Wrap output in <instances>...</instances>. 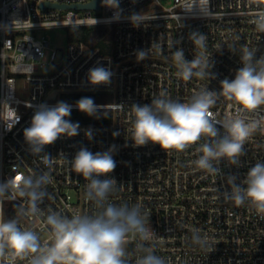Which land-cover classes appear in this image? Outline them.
Masks as SVG:
<instances>
[{"label": "built area", "instance_id": "obj_1", "mask_svg": "<svg viewBox=\"0 0 264 264\" xmlns=\"http://www.w3.org/2000/svg\"><path fill=\"white\" fill-rule=\"evenodd\" d=\"M92 1L0 0V182L41 173L51 176L38 214H25L29 207L26 197H5L0 203V220L15 219L21 230L37 234L41 246L50 245L53 234L46 224L49 214L71 219L102 211L86 198L88 181L71 166L76 153L81 148L102 153L115 146L112 154L116 167L107 177H100L117 184L107 202L140 205L155 233L153 239L144 242L129 237L128 264H138L146 251L163 258L165 264H264V213H258L248 201L236 206L225 195L231 190L229 176L234 175L235 182L246 188L249 169L264 163V123L245 141L239 163L221 159L216 165L219 173H209L195 164L202 155L199 149L209 137L202 136L180 152L164 151L151 142L136 146L132 140L133 104H151L162 95L187 103L202 90L221 93V81L234 79L243 67L240 55L244 48L254 51L256 59H264V31L254 23L264 14V0H169V4L119 0V18L114 15L118 10L103 0L99 10L69 8ZM43 3L68 8H41ZM95 12L104 15H92ZM134 13L148 19L134 26L129 20ZM99 25L114 26L107 53L81 41H67L64 50L54 49L43 34L51 29ZM194 32L206 36L204 51L210 75L184 81L177 75L172 54L182 49L185 59L193 60L201 51L190 39ZM140 50L148 53L143 60L137 59ZM98 65L112 71L109 85L92 86L88 82L89 69ZM49 68L53 71L46 73ZM95 91L112 96L111 102L96 103L101 111L111 113L110 122L79 124L78 135L61 136L34 155L24 130L30 127L36 107L54 106L63 97ZM68 104L72 111L78 110L76 103ZM9 106L19 118L10 129ZM238 107L222 94L217 96L210 111L219 121L221 135L226 134L223 122L234 116ZM262 117L264 106L245 115L246 119ZM88 130L92 139L85 134ZM44 154L52 158L50 165L45 163ZM194 234L201 237V243L193 241ZM31 258L32 254L15 264H30Z\"/></svg>", "mask_w": 264, "mask_h": 264}, {"label": "clouds", "instance_id": "obj_2", "mask_svg": "<svg viewBox=\"0 0 264 264\" xmlns=\"http://www.w3.org/2000/svg\"><path fill=\"white\" fill-rule=\"evenodd\" d=\"M103 3L117 9L114 15L119 18L122 12L119 0H103ZM147 19L142 13H134L129 17L130 22L137 27ZM254 23L258 30L264 31V14ZM190 39L201 50L193 60H186L182 49L172 54L178 68L177 75L184 81L193 77L203 79L206 74L210 75L209 60L204 51L206 36L194 32ZM147 54L146 50H140L137 59L143 60ZM240 59L243 67L236 72L234 79L221 81V93L202 90L187 103L162 95L152 100L151 104H133L134 144L144 146L151 142L164 151L174 149L180 152L198 142L202 136L209 137V142L199 149L202 155L195 161L196 166L209 173H219L216 165L221 159L237 165L239 158L244 155L245 141L264 123V117L245 118L247 113H256L264 106V59H256L255 52L247 48L242 50ZM112 76L109 68L98 65L89 69L87 79L92 86L109 85ZM219 94L239 106L236 114L223 122L224 135L220 134L217 127L219 121L213 118L210 111ZM76 108L88 116H96L100 110V106L91 97L79 99ZM8 111L10 115L7 123L10 129L19 118L10 106ZM71 111L72 105L64 101L54 106L41 104L36 107L30 127L24 130L25 141L34 155L41 154L44 146L53 144L61 136L74 137L79 134V123L68 119ZM85 134L92 139L91 130ZM114 148L95 154L87 148H81L71 161L73 170L88 181L86 198L102 211L94 216L78 215L71 219L49 214L46 224L51 227L53 242L44 246H41L34 231L21 230L15 219L0 220V261L15 264L16 260H24L32 254L30 264H128L126 244L129 237H138L144 242L153 239L155 233L148 224L149 216L142 213L140 205L129 207L127 204L107 202L117 184L111 178L100 177H107L116 167L112 154ZM43 159L50 165L52 158L49 155L44 154ZM235 181L234 175L227 178L231 190L225 193L226 197L236 206L248 201L258 213H264V163L258 162L249 169L246 188ZM49 183L51 176L48 173L16 176L0 182V203L5 197H26L29 207L25 214L36 215L40 211L39 204L48 195L45 188ZM193 241L201 243V237L194 234ZM138 264H165V261L153 252L146 251Z\"/></svg>", "mask_w": 264, "mask_h": 264}, {"label": "trees", "instance_id": "obj_3", "mask_svg": "<svg viewBox=\"0 0 264 264\" xmlns=\"http://www.w3.org/2000/svg\"><path fill=\"white\" fill-rule=\"evenodd\" d=\"M67 41H81L90 47L100 48L103 52H109L110 41L114 37V26H88V27H76L67 29ZM111 98V97H110ZM110 102V101H109ZM100 115L85 116L82 118H71L73 123H99L104 124L110 122L111 113L109 111H99ZM89 119V120H88ZM83 120V121H82Z\"/></svg>", "mask_w": 264, "mask_h": 264}, {"label": "rangeland", "instance_id": "obj_4", "mask_svg": "<svg viewBox=\"0 0 264 264\" xmlns=\"http://www.w3.org/2000/svg\"><path fill=\"white\" fill-rule=\"evenodd\" d=\"M160 2L163 4H169V0H160ZM92 15L103 16L104 13L103 12H95V13H92ZM99 26H104V25H99ZM43 34H46L48 36L51 48H54V49L59 48V49H63V50L66 48V45H67V38H66L67 29H59V28L58 29H51V30L43 32ZM112 43H113V39L109 43V45H110L109 49H111ZM52 71H53V69L49 68L46 71V73H49ZM82 97H91L95 101V103H108L109 101L110 102L112 101V96H110L108 93H106L104 91H95V92H88V93L82 92V93H79L76 95L63 97L61 100L68 102V103H76ZM98 114L100 115V112H98ZM82 115L88 116L79 110H75V111H71L70 117L71 118H82L83 117ZM79 124H99V123L82 122ZM126 247H127V244H126Z\"/></svg>", "mask_w": 264, "mask_h": 264}, {"label": "water", "instance_id": "obj_5", "mask_svg": "<svg viewBox=\"0 0 264 264\" xmlns=\"http://www.w3.org/2000/svg\"><path fill=\"white\" fill-rule=\"evenodd\" d=\"M41 8H56V9H67V6L63 5H56V4H48V3H43L40 5ZM69 8L76 9V10H88V9H93V10H99L101 8V0H94L90 3L87 4H76L69 6Z\"/></svg>", "mask_w": 264, "mask_h": 264}]
</instances>
